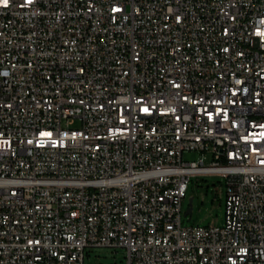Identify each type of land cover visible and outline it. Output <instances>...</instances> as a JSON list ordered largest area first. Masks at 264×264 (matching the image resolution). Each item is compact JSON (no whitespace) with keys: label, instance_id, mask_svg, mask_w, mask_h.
<instances>
[{"label":"built area","instance_id":"obj_1","mask_svg":"<svg viewBox=\"0 0 264 264\" xmlns=\"http://www.w3.org/2000/svg\"><path fill=\"white\" fill-rule=\"evenodd\" d=\"M205 175L224 223L183 227ZM96 247L264 264V0L0 3V264Z\"/></svg>","mask_w":264,"mask_h":264},{"label":"rangeland","instance_id":"obj_2","mask_svg":"<svg viewBox=\"0 0 264 264\" xmlns=\"http://www.w3.org/2000/svg\"><path fill=\"white\" fill-rule=\"evenodd\" d=\"M200 153L185 151V162L196 161ZM210 159H207V164ZM225 182L215 175L193 176L186 197L182 202V226H222L225 214ZM192 199V215L184 216ZM125 250L122 248L96 247L86 248L83 264H124Z\"/></svg>","mask_w":264,"mask_h":264},{"label":"water","instance_id":"obj_3","mask_svg":"<svg viewBox=\"0 0 264 264\" xmlns=\"http://www.w3.org/2000/svg\"><path fill=\"white\" fill-rule=\"evenodd\" d=\"M192 215V199H189L188 208L184 212V216L190 217Z\"/></svg>","mask_w":264,"mask_h":264},{"label":"snow or ice","instance_id":"obj_4","mask_svg":"<svg viewBox=\"0 0 264 264\" xmlns=\"http://www.w3.org/2000/svg\"><path fill=\"white\" fill-rule=\"evenodd\" d=\"M8 2H9V0H0V3H3L5 5H7ZM144 110L147 111L148 109L145 108ZM41 135H51V133H41Z\"/></svg>","mask_w":264,"mask_h":264}]
</instances>
